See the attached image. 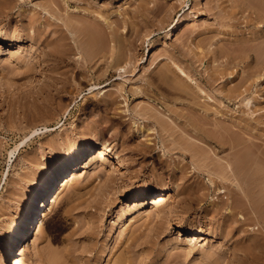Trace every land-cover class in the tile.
<instances>
[{
	"label": "rangeland",
	"instance_id": "374dc122",
	"mask_svg": "<svg viewBox=\"0 0 264 264\" xmlns=\"http://www.w3.org/2000/svg\"><path fill=\"white\" fill-rule=\"evenodd\" d=\"M0 30V264L85 145L120 161L84 154L23 264H264V0H0Z\"/></svg>",
	"mask_w": 264,
	"mask_h": 264
},
{
	"label": "bare ground",
	"instance_id": "6f19581e",
	"mask_svg": "<svg viewBox=\"0 0 264 264\" xmlns=\"http://www.w3.org/2000/svg\"><path fill=\"white\" fill-rule=\"evenodd\" d=\"M183 14H180L177 21L175 22L174 30H178L180 27H182V25L186 23L187 20H185L186 18ZM2 31L0 30V37L5 35L4 31ZM170 34L172 35V33ZM172 37L173 36H171V38ZM12 51V56L21 57L26 61L29 60L27 59V56H29L28 50H21L20 48H16ZM26 61L23 63L26 64ZM180 72L185 75L184 71L180 70ZM89 151H92V153L95 154L94 160L98 162L106 160V158L112 154L115 155L116 160L120 161V158L116 156L115 153H112V150L104 145L98 148H95L92 145H85L74 148L73 150H68V152H66V154L58 160L56 165L51 167L48 171H46L44 175L36 180V189H34V192L28 197L25 210L23 211L17 222L13 225L9 233L8 240L4 248L6 257L5 260L8 259V264H23V258L20 252V240H22L23 237L25 238V236L27 235V233L25 234V231H29L30 229L32 230L30 234V238L32 239L33 233L39 228L42 216L45 214L46 210L49 209L51 203L55 200L59 190L64 187V185H66L70 180H72L73 177L78 176L77 173H79V169L84 170V167L80 166L79 162L82 160L84 154ZM95 165L96 164H93V167L95 168L103 166ZM168 190L170 189L167 186H164L161 189L162 192H166ZM51 191L52 193H50ZM158 191L159 190L154 191L153 193H158ZM151 204L153 208H157V206L160 204V200H156L155 197V199H152ZM127 207L129 208V206ZM189 229L192 231L199 230V228L195 226Z\"/></svg>",
	"mask_w": 264,
	"mask_h": 264
}]
</instances>
